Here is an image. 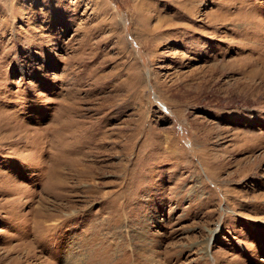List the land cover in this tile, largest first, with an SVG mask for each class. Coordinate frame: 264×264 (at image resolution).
<instances>
[{
    "label": "rangeland",
    "instance_id": "374dc122",
    "mask_svg": "<svg viewBox=\"0 0 264 264\" xmlns=\"http://www.w3.org/2000/svg\"><path fill=\"white\" fill-rule=\"evenodd\" d=\"M0 264H264V0H0Z\"/></svg>",
    "mask_w": 264,
    "mask_h": 264
}]
</instances>
